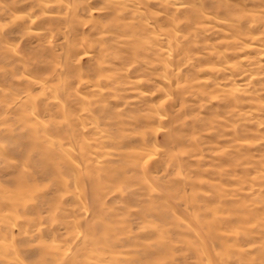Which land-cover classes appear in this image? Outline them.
Wrapping results in <instances>:
<instances>
[{"label": "clouds", "instance_id": "9594fccd", "mask_svg": "<svg viewBox=\"0 0 264 264\" xmlns=\"http://www.w3.org/2000/svg\"><path fill=\"white\" fill-rule=\"evenodd\" d=\"M0 264H264V0H0Z\"/></svg>", "mask_w": 264, "mask_h": 264}]
</instances>
